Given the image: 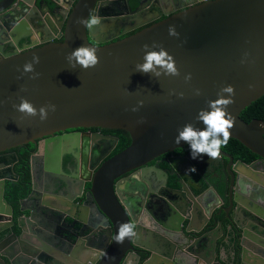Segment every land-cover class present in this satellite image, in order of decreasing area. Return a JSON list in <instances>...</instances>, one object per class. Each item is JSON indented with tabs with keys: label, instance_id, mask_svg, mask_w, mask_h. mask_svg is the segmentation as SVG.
Wrapping results in <instances>:
<instances>
[{
	"label": "water",
	"instance_id": "water-1",
	"mask_svg": "<svg viewBox=\"0 0 264 264\" xmlns=\"http://www.w3.org/2000/svg\"><path fill=\"white\" fill-rule=\"evenodd\" d=\"M47 1L58 7L51 0H0V264H221L216 261L219 235L212 233L206 245L202 241L209 236L205 231L212 229V222L222 228L223 212L232 231L228 239L236 241L242 252L240 262L258 264L246 261L253 253L264 264V245L258 239L264 238V214L250 215L261 228H246L241 223L244 205L254 206L252 212L259 203L264 206L263 199H256L264 192V122L246 123L241 118L248 107L264 97V0H180L183 5L178 11L158 8L155 14L147 10L144 15L135 14L140 0H66L67 11L57 16L48 5L41 9L40 3ZM152 2L148 0V6ZM120 16L126 19L120 20ZM94 18L101 22L94 26L82 23ZM125 26L128 28L118 37L113 36L117 32L114 27L119 32ZM170 27L177 35L169 34ZM60 40L63 43L55 42ZM81 46L96 50V67L85 70L77 64L73 68L68 62L70 53ZM146 51H163L164 62L173 63L178 74L169 75L163 68L157 69L159 75L137 72L136 65L144 62ZM34 57L39 58L35 73L24 72V65ZM227 87L233 91L224 92ZM22 100L37 111L48 105H55L56 110H49L42 121L39 115L17 110ZM220 100L228 101L217 106L230 114L229 139L238 141L258 160L252 164L240 161L235 166L233 158L227 156L230 163L223 169L222 186L212 188L210 197L191 187L199 192L193 193L198 198L193 202L186 186L179 192L169 190L168 179L179 176L184 180L179 164L192 162L197 176L207 185L200 172L204 166L201 160L212 158L204 154L196 160L191 155L170 158L169 172L150 165L185 148L186 142L175 143L178 131L186 124L202 128L198 114ZM82 129L121 130L130 136L131 144L101 164L95 174L97 167L88 174L80 165L85 153L94 152L96 147L107 149L114 143L104 161L118 140L100 133H70ZM29 144L44 148L52 164L45 169L44 179L34 170L32 158L31 195L37 194L41 200L34 206L21 204V213L30 215L15 218L17 213L5 198L7 183L19 180L15 173L19 159L12 150ZM222 155L220 150L216 159ZM133 172L135 175L123 179ZM135 176L148 190V197L157 194L159 188L178 195L174 202L178 219L168 210L166 219L159 223L168 234L157 236L154 244L141 239L150 230L146 223L153 226L155 222L154 214L143 206L146 191L126 190ZM243 179L254 186L248 185L246 197L240 188ZM78 180L91 183L87 207L75 206L82 197L74 194L79 189ZM250 192L253 196H248ZM221 202L229 206V212L214 215ZM182 203L194 204L191 217L182 210ZM67 208L84 210L86 218L79 219ZM202 209L212 211L202 217L205 226L198 228L196 221ZM67 216L73 220L69 237ZM121 223L134 224L136 231V236L125 239L123 245L115 243ZM79 235L96 241L90 246L87 241L77 243ZM57 243L66 249L67 260L47 249ZM162 257L166 259L160 263Z\"/></svg>",
	"mask_w": 264,
	"mask_h": 264
},
{
	"label": "flooded vegetation",
	"instance_id": "flooded-vegetation-1",
	"mask_svg": "<svg viewBox=\"0 0 264 264\" xmlns=\"http://www.w3.org/2000/svg\"><path fill=\"white\" fill-rule=\"evenodd\" d=\"M51 1H54L55 3H57L59 8L52 5L48 1L45 2L44 4L40 3V7L42 9L43 6L48 5L51 8V10H53L51 12H53L54 15L57 16L60 14L62 15L63 12L67 11V3L66 2L70 1V0H67V1L66 0H51ZM187 1L189 2L190 0H187ZM147 3H148V0H140V2L137 3V6H135V8H136L135 14L136 15H144L147 10H151V12L155 14V9L157 10L158 8L165 9L167 12H168V9L173 10V11H178L180 8H182V5H183V3L179 2V0L178 1L174 0V4H172L171 6H167V3L165 0H153V2L149 4V6ZM161 3L164 5L163 8L161 7ZM60 6H62L63 8H60ZM123 14H128V12L124 11ZM154 14H152V16ZM46 15H49V14H46ZM120 17H118V18H120ZM164 18L165 17H163L160 20H163ZM144 20H146V19H144ZM8 22H9V19L5 18V23H8ZM118 23L119 22L117 21V23L115 25H117ZM148 26L149 25H147V26H145V27H143L137 31L131 32V33L127 34L126 36H123L122 38L131 36L132 34L138 32V31H140V30H142ZM124 28H128V27H126V26L123 27L122 30H119V32L117 30V32L113 36L118 37L121 34V32H123L125 30ZM112 31H113V29H111V31L108 32V34L111 35ZM55 42L56 43H63V40L55 41ZM5 52L7 53L8 51L5 50ZM2 59H3V56L0 54V61ZM73 132L74 133H76V132L80 133L81 132L83 134L84 133H88V134L100 133L101 135H104L106 137H111L113 139L118 140V143L115 145V149L111 152V154L104 161L102 159L109 153V151L111 150L110 148L114 146V143L111 144L110 147L108 146L107 149H101V148L99 149L96 147L94 152H92V149H91L89 151V153L88 152L85 153V155L83 157L84 163H82L83 160L81 158L80 165H84V171H86V173H88V174L92 172L91 171L92 167L93 168L97 167L96 170L94 171V174H95L97 172V170L100 168L101 164L105 163L107 160H109V159L113 158L115 155H117V154H115V152H116V150L120 144L121 137L125 138V136H127L126 132L121 131V130H100V129L84 130V129H82V130H78V131H72L70 133H73ZM182 150H183V152H186V153H181ZM184 150H185V148L177 150L174 154L166 155V156L162 157L161 159H159L158 161H156L155 163H152L150 165V167H157L162 172H169V170H172V167H171L170 162H169L170 158L179 159V158H185V157H188L191 155V152H187V150H185V151ZM221 150L223 151L224 155H222L219 159L215 158V159H211V160L210 159L209 160H201V162L204 164V166H203V169L200 170V172L203 173L204 178L208 181L207 185L203 183L202 178L197 176V174H196L197 172H195V170H197L195 165L192 162H188V163H183V166L181 164H179L180 174L182 177L183 176L185 177L184 180H182L179 176L169 177L168 189L174 190L175 192H179L183 189L184 186H186V188L189 192L190 198L193 200V202H195V201H197L198 198L194 197V194H193L194 191H192L191 187L193 188V186H195L196 188H199L201 191H203L207 194L210 193V190L212 188L215 190L216 188L221 187L222 186L221 178L225 175V172H223V169L226 168L230 163V160L227 156H230L233 158L235 166H236V165H238V162L243 161V160H239L236 158L237 154L242 155L245 153V151L243 149L241 150L239 147L230 148L231 153L226 151V150H223V149H221ZM235 151H238L239 153H236ZM12 153H14V152H12ZM32 158H35L34 170L36 171L37 174H41V176H42L41 178L45 179V169L50 167L52 162L49 161V157L46 155L44 148L40 149L38 147L37 152L31 157V160H32ZM220 159L223 160V164L221 163ZM257 160H258V157L255 161H257ZM255 161H253L252 163H254ZM252 163H250V164H252ZM237 168H239V167L237 166ZM189 169H194V170H189ZM135 173L136 172L130 173V174L126 175L125 177H123V179H125L126 177H131V176L135 175ZM88 174L86 175V177H88ZM40 179L38 180V182L43 180V179H41V180ZM78 181H79V186H78L79 189H77L74 194L77 196H80L82 194V197L77 198V200L75 201V206L81 207L84 205V207H87V206H89V201L87 202V200L90 197L91 183L83 184L80 180H78ZM140 181L141 180L140 179L138 180V178L135 176L134 182H132L131 184H128L126 190L132 191L134 188H136L137 190H140L141 192L146 191L144 184ZM243 181L246 182V180H244V179H243ZM181 182L183 183V186L180 184ZM248 184H250L252 187H254L252 183L249 182ZM31 185H32V183H31ZM241 191H242L243 196L246 197L247 196L246 194H248V188L246 185H244L243 182L241 183ZM171 193H172L171 191L166 192L165 189L159 188L158 193L153 194L154 196L153 195L151 196V194H150L151 197H148V195H149L148 190L146 191L145 196L143 194L142 198L144 200V205H143L144 208L149 210V212L154 214L153 218H154L155 222H154L152 228L150 227V230L148 232H146L148 234V237H150L151 239H155L157 236H162V235L168 234L166 232V230L163 228V224L162 223L159 224L162 220L166 219L165 216H167L168 210H170V211L173 210V212L176 213V218H177V215L179 214V212L177 211V208L174 205L175 200L178 199V195L177 194L172 195L173 193L172 194ZM135 194L138 195V191L135 192ZM212 194H214V196H215V193L212 192ZM250 195L253 196V193L250 192L248 196H250ZM208 196L210 197V194ZM258 197H260V199L261 200L263 199V201H264V192L263 191L259 192V194L256 196V199ZM40 200H41V197H39V195H37V194L30 195V197L27 200L22 201L21 204L26 202L27 204L29 203V205H30L31 203L33 204L34 202H37ZM164 201H168L167 204L169 206L166 205ZM34 204H33V206H34ZM226 205L227 204L223 203V207ZM192 206H194L193 203L190 204L189 206L185 205L184 203L181 204L182 210L184 212L185 211L188 212L190 214V217L192 216ZM257 207H258L257 210L252 212L251 208L253 209L254 206H248L247 204L244 205L245 215L242 217V218H244V221L241 223L246 228H248V227H250V228H261L262 227L261 229L263 230V235H264L263 225L261 227H258V226H256V220L254 221V219H252V220L250 219L251 218L250 215H252L254 217H256L258 215L261 217L263 216L264 206H262L259 203L257 205ZM220 208H222V206ZM67 210L72 215H74V214L79 215V219H85L86 218L85 211L80 210V208H76V209L67 208ZM223 210H229V206L223 208ZM211 211H212V209H210L208 212H205L202 209V213L201 214L198 213V215L200 216V219H203L202 217H205V215L209 214V212H211ZM218 214H220V216H221L222 212H220L217 209L214 212V215H218ZM223 214L221 217L222 221H223L224 216H225V213H223ZM21 215H22V213H21ZM78 221H80V220H78ZM72 223H73V220L69 219L67 216V236L68 237L70 236L71 233H73V229L70 230ZM201 224L203 225V221L201 222ZM199 225H200V223L197 225V221H196V227L199 228ZM74 227H77V226H74ZM221 227L222 228L220 229V227L215 226L214 228H212V230L205 231V232L209 233L208 234L209 236L207 235L208 236L207 239L209 241L212 239L211 238L212 233H216L219 235L218 240H220V241L219 242L217 241V246H216V261L217 262L220 261L221 264H243L242 261L240 262V259L242 258V252L239 249L237 242L233 241V240H229V239H226V240H224L222 238L220 239L221 234H225L223 223H222ZM251 234L253 237H255V234L253 232H251ZM203 236H204V234H202L200 237H203ZM258 239L260 242H263L262 245H264V238L259 237ZM89 240L90 241H88V237H86V239H85L79 235L76 242L82 243V242L87 241V243L89 242V246H90L92 241H96L95 239H92V238H89ZM82 244H81V246H83ZM97 245H99V243ZM85 246H88V245L85 244ZM101 246H103V245L101 244ZM74 247H76V246H74ZM67 248H68V241H67ZM246 261L247 262L249 261L250 263L256 262V263L260 264V262H259L260 260L258 261V259L256 258V256H254L253 253H250V255H247ZM133 262H135V259L133 260ZM135 263L137 264V262H135ZM154 264H156V263L154 262Z\"/></svg>",
	"mask_w": 264,
	"mask_h": 264
},
{
	"label": "clouds",
	"instance_id": "clouds-1",
	"mask_svg": "<svg viewBox=\"0 0 264 264\" xmlns=\"http://www.w3.org/2000/svg\"><path fill=\"white\" fill-rule=\"evenodd\" d=\"M100 22L101 21L99 18H94L90 21H82V23H84L86 26L98 25ZM169 34L173 36L177 35L175 29L172 27L169 29ZM144 47L147 49L148 46L145 45ZM164 55L165 53L163 51L160 53L146 51L145 55L143 56L144 62L136 65V71L144 74L156 73L159 75L157 69L163 68L169 75H177L178 71L174 67V64L171 62H164ZM67 59L73 68H75L78 64L85 70L94 68L99 63L96 50L84 46L74 49ZM170 59L171 58L169 57V60ZM73 61L76 63L73 64ZM38 63L39 58L34 57L32 62L24 65L23 71L26 73H35L34 64ZM33 78H35V76ZM190 78L191 77L189 76V79ZM223 91L226 93H231L233 89L231 87H227L223 89ZM226 103H228L226 100L212 102L209 105V110L201 111L198 114L197 119L203 125L202 128H197L192 124H186L178 131V134L175 138V143L179 145L182 142H186L190 149L191 158L193 160L201 159L202 154L215 159L220 155L221 147L228 143L230 138L229 130L232 128L230 114H227L223 108L217 106V104L223 105ZM17 110L30 116L39 115L43 121L47 119L49 110L55 111L56 109L55 105H48L47 107H41L37 111V109L30 102L27 100H22L20 105L17 106ZM133 111H135V109H133ZM135 236L136 231L134 224L121 223L115 237V243L123 245L125 239L130 240Z\"/></svg>",
	"mask_w": 264,
	"mask_h": 264
},
{
	"label": "trees",
	"instance_id": "trees-1",
	"mask_svg": "<svg viewBox=\"0 0 264 264\" xmlns=\"http://www.w3.org/2000/svg\"><path fill=\"white\" fill-rule=\"evenodd\" d=\"M241 118L246 123H251L253 120H260L264 122V97L253 103L248 107L241 115ZM121 137L120 144L115 152L119 154L125 149H127L131 144V139L129 135ZM127 137V138H126ZM239 147L241 150L245 151L244 154H237L236 158L243 160L245 163L250 164L257 159L253 153L246 149L238 141L229 139L226 145H223L221 149L226 150L231 153L230 148ZM37 145L29 144L22 148L12 150L16 153L19 159V162L15 166V173L18 175L19 180L17 182H8L6 185L5 198L7 202L15 209L17 215L15 218L21 216L20 206L22 201L27 200L32 193V174H31V157L37 152ZM187 152H190L188 145L185 147ZM184 150V151H185ZM239 153L238 151H235ZM181 153H186L181 151Z\"/></svg>",
	"mask_w": 264,
	"mask_h": 264
},
{
	"label": "crops",
	"instance_id": "crops-1",
	"mask_svg": "<svg viewBox=\"0 0 264 264\" xmlns=\"http://www.w3.org/2000/svg\"><path fill=\"white\" fill-rule=\"evenodd\" d=\"M166 1V3H167V6H171L172 4H173V1L174 0H165ZM178 1V0H177ZM180 1V0H179ZM184 1V0H183ZM186 1V0H185ZM163 4L161 3V7L163 8ZM124 12V11H123ZM120 18H123L122 16L120 17ZM126 18H123V19H120V20H125ZM114 30H118V28H115L114 27ZM120 30H121V28H120ZM243 183H244V185H246L247 186V188H248V183L247 182H245V181H242ZM240 188H241V184H240ZM194 193L195 194H199V192L197 191V190H195L194 191ZM49 200H55L54 198H51V197H49ZM222 206V208H220ZM225 207H228V205H226V206H224L223 207V202H221V205L220 206H218V210L221 212L222 210H223V208H225ZM228 212H229V210H227ZM224 213V212H223ZM30 215V213L29 212H26V213H22V215L21 216H26V217H28ZM224 215V214H223ZM219 219V218H218ZM203 220L202 219H197V225L200 223V225H199V228H202V227H204L205 226V223L202 225L201 224V222H202ZM212 221V220H211ZM223 225H224V230H225V234H221V236H220V239L222 238V239H224V240H226V239H228L229 237V234L231 235V233H232V231L230 230V224H229V222L226 220V219H223ZM54 221H52V220H47V223H49V224H52V225H54V227L56 228V227H58V225H56V224H54L53 223ZM210 226H212V228H214L216 225L214 224V222H212L211 224H210ZM146 227H151L152 228V226H150L148 223H146ZM210 230H212V229H210ZM209 231V230H208ZM141 239H142V242L144 243H151V242H153V244H154V239H151L150 237H148V234L145 232V233H143V235L141 236ZM209 240L208 239H205V238H203V241H202V244H207V242H208ZM220 240H218V242H219ZM49 245V244H48ZM61 245V244H60ZM59 245V246H60ZM51 253H53V254H56V255H59V256H61L63 259H65V260H67V254L65 253L66 251H64V250H66L65 248H64V246H62L61 245V248H59L58 247V243L57 244H55V246H53V245H50V246H48V248H47ZM161 260H160V263H162V262H164V260L166 259V258H164V257H162V258H160Z\"/></svg>",
	"mask_w": 264,
	"mask_h": 264
}]
</instances>
